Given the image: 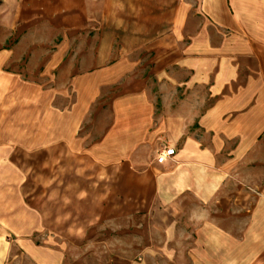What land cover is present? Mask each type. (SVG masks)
I'll return each mask as SVG.
<instances>
[{
    "label": "crops",
    "instance_id": "1",
    "mask_svg": "<svg viewBox=\"0 0 264 264\" xmlns=\"http://www.w3.org/2000/svg\"><path fill=\"white\" fill-rule=\"evenodd\" d=\"M0 2L3 63L70 84V177L118 198L81 241L125 217L143 260L105 264H264V0ZM124 171L146 204H117Z\"/></svg>",
    "mask_w": 264,
    "mask_h": 264
},
{
    "label": "rangeland",
    "instance_id": "2",
    "mask_svg": "<svg viewBox=\"0 0 264 264\" xmlns=\"http://www.w3.org/2000/svg\"><path fill=\"white\" fill-rule=\"evenodd\" d=\"M26 68L4 64L0 55V264H105L113 253H121L123 261L143 260L134 252L143 240L135 239L125 217L108 219L100 229L92 225L91 241L80 240L87 215L98 211L92 205L114 204L118 198L99 190L105 186L70 177L68 146L61 141L70 136V84L53 82L51 90L50 81L22 78ZM3 72L11 79H3ZM34 88H41V96ZM123 174L117 204H146L140 198L148 194H139L138 201V193L131 192L137 186ZM240 227L236 224V230ZM144 259L178 264L179 256Z\"/></svg>",
    "mask_w": 264,
    "mask_h": 264
},
{
    "label": "built area",
    "instance_id": "3",
    "mask_svg": "<svg viewBox=\"0 0 264 264\" xmlns=\"http://www.w3.org/2000/svg\"><path fill=\"white\" fill-rule=\"evenodd\" d=\"M175 153V148L169 145L161 146L156 154V161L163 163L167 158L172 157Z\"/></svg>",
    "mask_w": 264,
    "mask_h": 264
}]
</instances>
